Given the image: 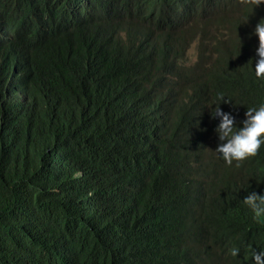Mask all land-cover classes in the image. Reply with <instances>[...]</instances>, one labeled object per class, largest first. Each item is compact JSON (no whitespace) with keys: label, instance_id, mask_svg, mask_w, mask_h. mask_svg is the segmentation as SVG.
<instances>
[{"label":"trees","instance_id":"1","mask_svg":"<svg viewBox=\"0 0 264 264\" xmlns=\"http://www.w3.org/2000/svg\"><path fill=\"white\" fill-rule=\"evenodd\" d=\"M46 1L58 5L39 9L41 41L0 47V264H251L264 219L243 235L253 215L241 200L264 188V145L239 168L225 165L206 105L227 96L238 104L220 107L239 126L264 102L252 72L264 6L91 0L78 16L60 0L0 8L25 20L21 12Z\"/></svg>","mask_w":264,"mask_h":264},{"label":"clouds","instance_id":"2","mask_svg":"<svg viewBox=\"0 0 264 264\" xmlns=\"http://www.w3.org/2000/svg\"><path fill=\"white\" fill-rule=\"evenodd\" d=\"M31 1V0H29ZM60 0V6L64 7L63 14L78 16L80 8H90L96 6L91 0ZM240 3L247 8L249 12L253 8L264 6V0H240ZM30 5L32 3L29 2ZM56 2L39 3L35 11L21 12L20 15L27 19L19 20V16L14 17L8 12L0 8V47L4 50L27 51L31 44L41 41L46 31V23L39 17L45 14L39 9L41 8H57ZM28 5L20 3V7ZM57 11L49 12L50 16H54ZM58 14V13H56ZM55 14V15H56ZM47 16V14H46ZM252 34L257 38V46L255 48L256 61L252 72L258 81H264V18H261L253 27ZM234 103L230 98L223 94H217L216 99L206 105L209 109L210 119L218 120L213 131L217 137V145L214 153L218 158L222 159L225 165L235 166L239 168L241 163L251 157L257 156L261 146L264 145V102L257 106L247 107L243 113L244 118L236 123V117L229 111H223L220 103ZM243 105V104H242ZM256 181L262 182L256 179ZM239 188H234L236 191ZM242 204L251 210L253 219L248 220L240 226V232L249 237L255 234L254 227L249 226L250 223L257 224V220L264 219V188L260 194L256 192L248 193L242 200ZM264 229V227H263ZM73 250L69 246L65 248V252L71 253ZM240 249L233 247L230 249V256L238 258ZM61 253V251H58ZM66 254V253H65ZM251 264H264V248L259 250L250 249ZM73 264H76L72 260Z\"/></svg>","mask_w":264,"mask_h":264}]
</instances>
